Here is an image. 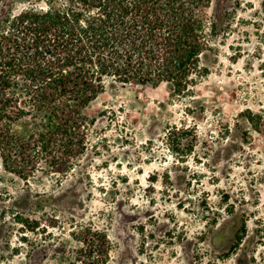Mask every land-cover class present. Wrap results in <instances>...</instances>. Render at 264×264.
Returning <instances> with one entry per match:
<instances>
[{
  "label": "rangeland",
  "instance_id": "1",
  "mask_svg": "<svg viewBox=\"0 0 264 264\" xmlns=\"http://www.w3.org/2000/svg\"><path fill=\"white\" fill-rule=\"evenodd\" d=\"M53 1L0 0V18ZM209 17L191 95L108 86L71 174L0 164V264H264V0H213ZM172 125L195 127L192 153L170 149Z\"/></svg>",
  "mask_w": 264,
  "mask_h": 264
},
{
  "label": "trees",
  "instance_id": "2",
  "mask_svg": "<svg viewBox=\"0 0 264 264\" xmlns=\"http://www.w3.org/2000/svg\"><path fill=\"white\" fill-rule=\"evenodd\" d=\"M212 3L55 0L46 9L0 18L3 169L26 181L40 171L71 174L92 146L98 117L86 110L108 86L165 84L180 96L191 95L210 73L203 58L219 35L209 17ZM165 138L171 150L189 154L197 132L192 125H172ZM101 256L94 264L104 262Z\"/></svg>",
  "mask_w": 264,
  "mask_h": 264
}]
</instances>
